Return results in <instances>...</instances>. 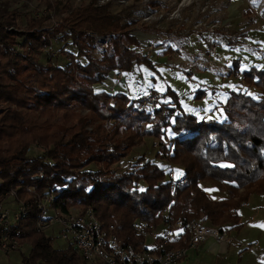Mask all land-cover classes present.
Instances as JSON below:
<instances>
[{
	"label": "trees",
	"instance_id": "obj_1",
	"mask_svg": "<svg viewBox=\"0 0 264 264\" xmlns=\"http://www.w3.org/2000/svg\"><path fill=\"white\" fill-rule=\"evenodd\" d=\"M111 4L89 0L71 8L67 3L61 7L66 16L53 26L46 25L48 11L21 26L20 11L0 6V105L5 104L0 110V201L5 191L16 188L28 203L17 224L21 245L29 244L21 264H106L87 260L70 243L57 245L56 236L36 229L39 210L32 199L37 193L51 192L54 206L63 212L91 207L108 233L144 249V235L132 227L135 218L160 227L168 221L161 209L169 203L170 219L179 216L186 223L199 218L221 230L230 223L238 228L237 209L252 192L264 191V68L241 69L239 58L232 59L227 74L240 76L245 89L229 85L215 90L227 98L218 115L204 117L185 111L170 86L134 97L96 90L112 71L127 74L140 64L154 70L150 56L160 52L146 56L131 34L135 21L112 13ZM260 17L264 20V8ZM220 37L229 47L235 42L226 34ZM59 39L73 47L65 52L67 64L57 65L50 56L41 62ZM171 51L167 47L162 54ZM152 92L158 97L155 109L138 108L141 96ZM204 93L198 89L195 98ZM145 135L158 138L156 157L174 173L175 165L180 168L175 178H167L165 166L143 154L118 170L116 163ZM31 143L41 150L29 153ZM183 174L188 181L176 184ZM202 181L221 194L211 195ZM186 242L185 231L165 248Z\"/></svg>",
	"mask_w": 264,
	"mask_h": 264
},
{
	"label": "rangeland",
	"instance_id": "obj_2",
	"mask_svg": "<svg viewBox=\"0 0 264 264\" xmlns=\"http://www.w3.org/2000/svg\"><path fill=\"white\" fill-rule=\"evenodd\" d=\"M55 1L59 2L58 6L48 10V3L52 5ZM88 1L0 0V6L2 7L6 4L9 9L20 11L22 15L18 17L17 21L21 26L27 24L29 17L41 15L48 11L50 19L46 22V25L53 26L56 25L58 20L66 16V12L61 8L62 6L68 3L73 8ZM163 2L165 4L157 2V0H124V3L113 2L111 4L110 11L112 13L119 14L124 20L132 19L135 21L131 34L136 36L140 46H143L150 39L151 34L157 35V44H161L160 47L156 48L160 52L150 56L156 68L153 70L145 64L135 65L130 74V79L134 78V80L126 91L130 94H136L142 90L150 89L156 93L162 92L166 86H170L180 95L183 109L195 112L194 99L196 95L194 94H196L198 89H204L205 93L198 96L200 98L207 96V99L210 97L213 112L218 115L217 107L220 106L218 103L223 101L221 96L224 94H220L221 92L218 93L215 90L227 89L229 85H233L234 88L240 87L241 90L245 89L240 76H229L227 74L231 68L232 59L239 58L241 69L248 68L251 64L250 61L258 65L264 63V57L261 55L264 53V21L260 20V13L264 8V0H242L239 10L241 16L229 19L227 17L232 0H164ZM151 3L154 4L150 5ZM181 3L184 4L180 5ZM202 6L205 7L202 8ZM204 8H206L205 11H203ZM152 9L155 12V16L149 20H144L146 10ZM218 29L221 31L220 34L217 33ZM206 32L215 36L219 46L215 62L208 61L202 56L203 38ZM221 34H226L235 41L232 47H227L229 45L220 37ZM246 37L247 40L245 41ZM98 44V47H101L102 41H99ZM185 44H187V48L184 47ZM167 47L172 51L166 55L162 54ZM72 49L73 47L65 45L63 40H55L40 56V60L45 62L50 56L57 65L65 66L68 62L65 52L73 51ZM98 49L100 50L101 48ZM177 56L183 59L182 64L174 63V60H172ZM126 75L124 76L120 71H113L108 79H114V81L120 83L115 88H111V90L115 92L123 90L120 89V85L127 84ZM124 81L125 83H123ZM99 88L107 87L105 84L95 86L96 90ZM154 92L151 94L155 95ZM256 94L257 91L254 92V95ZM217 95H219V98L214 100ZM205 105L204 108L210 106L209 103ZM4 108L5 104H1L0 110ZM80 111L83 114L86 113L85 109ZM64 112L65 109H61L57 114L61 118ZM32 144L34 143L30 145ZM158 146L157 137L145 135L132 147L128 155L116 163L118 170L125 169L130 160L143 154L146 158H150L159 165L165 166L166 177L169 178L167 173L170 168L167 166V161L155 156ZM90 167L97 168L98 166L95 163H91ZM174 167V174L178 175L181 170L176 165ZM187 181L188 177L185 182ZM201 184L211 195L217 196L221 194L217 190H213L214 186L208 182L202 181ZM250 196L252 197L250 198ZM246 201L249 202L248 205L242 206L241 204L239 207L240 218L242 217L240 226L234 229L232 233L229 232L224 241L225 243L222 242L216 248L218 249V256L229 258L232 262L238 259V253L248 247V241L253 242L258 239H260V248L262 249L259 254L264 256V191L252 192ZM55 231L52 232V235H56ZM229 237L230 240L228 241ZM54 241L57 245H64L59 238L55 237ZM229 242H231L230 246L227 247L225 244ZM28 248V243L22 244L19 249L8 252L0 248V264H21V252H27ZM195 260L197 259L190 258L187 264H194ZM260 261H264V257ZM212 264L216 263L212 262Z\"/></svg>",
	"mask_w": 264,
	"mask_h": 264
},
{
	"label": "built area",
	"instance_id": "obj_3",
	"mask_svg": "<svg viewBox=\"0 0 264 264\" xmlns=\"http://www.w3.org/2000/svg\"><path fill=\"white\" fill-rule=\"evenodd\" d=\"M163 1L157 0V2L165 4ZM113 2L124 3V0H96L98 5ZM182 4L184 3L180 5ZM205 10L206 8L203 11ZM153 11V9L146 10L144 20L153 18L155 16ZM156 38L157 35L151 34L150 39L141 46L146 56H150L156 48L160 47L161 44H157ZM98 41H102L101 38ZM218 47L215 36L206 32L203 38L202 56L208 61L215 62ZM172 60L177 64L183 62L180 56L174 57ZM141 98L136 103L138 108L147 111L155 109L157 105L155 95H142ZM40 150L38 143L27 147L29 153H36ZM167 175L169 178L176 177L172 170ZM186 180L187 176L182 175L180 180H176V184H181ZM4 198L5 200L0 201V248L8 252L21 247L17 224L21 216L26 213L28 203L24 198L19 197L16 188L5 191ZM32 202L39 210L35 219L37 230L45 231L48 234H52L56 230L54 236L70 243L84 258L92 261L100 259L106 264H176L186 256L189 250L196 248L207 238L222 243L228 235L219 226L199 218H192L186 223H183L179 216L170 219L171 217L167 216L168 203L161 209V213L166 216L168 221H165L160 227L139 218L133 220L134 231L144 235V242L148 247L136 249L133 245L123 242L115 234L108 233L91 207H87L83 211H78L75 208L67 212L60 211L54 206V195L49 191L35 194ZM185 231L187 233L186 244L177 248H165L167 242L180 238ZM159 233L161 234L160 238H158Z\"/></svg>",
	"mask_w": 264,
	"mask_h": 264
},
{
	"label": "crops",
	"instance_id": "obj_4",
	"mask_svg": "<svg viewBox=\"0 0 264 264\" xmlns=\"http://www.w3.org/2000/svg\"><path fill=\"white\" fill-rule=\"evenodd\" d=\"M241 4H242V0H232V3L229 6V12H228L227 19L237 18L238 16H241V12H239ZM260 20H261V18H260ZM246 40H247V37H246L245 41ZM186 45L187 44H185V46H184L185 48H187ZM227 47H229V46H227ZM263 54H261L262 57H264ZM250 62H251V64L249 66H252V65L255 66L256 65V66L264 68V63L258 65L252 61H250ZM112 72L108 75V77L112 74ZM130 74H131V72H128L126 75V79H127L126 83L127 84H123V83H125V81L122 83L123 86H121L119 84L121 87L120 89H123V90H120L119 92H125L129 96H133V97L139 96V93L140 94L145 93L144 92L145 90H142L141 92H138L136 94L127 93L126 89L130 87V85L132 84V82L134 80V78L130 79L131 78ZM124 76H125V74H124ZM108 77L104 83L107 88H104V89H106L107 91H109L111 93L115 92V91L111 90V88H115L116 86H118V83H120V82H118V81L116 82V81H114V79L110 80V79H108ZM125 85H126V87H125ZM216 98H219V95L215 96L214 100ZM221 98H223V101H225V99L227 98V95H222ZM180 100H181V97H180ZM222 102H220V103H222ZM181 103H182V101H181ZM194 103H195V105H194V108H195L194 111L195 112L194 113H196L197 115H200V116L203 115V117H204V116H209V115L214 114L213 109H212L213 106L211 107L210 97H209V99H207V96H205L204 98H198V99L195 98ZM206 103L210 104V106L208 108H204L206 106L205 105ZM220 103H218V105ZM217 109H218V107H217ZM200 111H201V114H200ZM251 197L252 196H250V198ZM248 201L243 202L242 206L248 205V203H249ZM237 210L239 212V208ZM240 215H241V213H240ZM240 221H242V217L240 218ZM232 225L233 224H231V223L225 225L224 230L227 232V234H229V232L232 233L234 229H237L235 227H232ZM229 240H230V237H229L228 241ZM230 243L231 242L226 243L225 245H227V247H228V246H230ZM247 243H248V247L246 249H244L243 251H241V253H238V259L235 262H232L229 258H226L223 256H218V249H216V248L221 243H217L212 238H207L202 243H200L196 248L189 250L192 254L191 253L189 254V251H188L186 256L184 258H182L180 261H178L176 264H187L188 263L187 261L190 258H193V259L196 258L197 259L194 261V264H212V262H215L216 264H255L257 261H260L261 259H263L264 256H260L261 254H259V252L262 251V249L260 248V239H258L256 241L254 240L253 242L248 241ZM215 249H216V254H215ZM245 255H247V256H245Z\"/></svg>",
	"mask_w": 264,
	"mask_h": 264
}]
</instances>
